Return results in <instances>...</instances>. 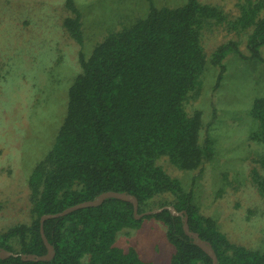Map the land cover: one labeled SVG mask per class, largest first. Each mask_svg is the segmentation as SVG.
<instances>
[{
    "label": "trees",
    "instance_id": "trees-1",
    "mask_svg": "<svg viewBox=\"0 0 264 264\" xmlns=\"http://www.w3.org/2000/svg\"><path fill=\"white\" fill-rule=\"evenodd\" d=\"M71 12L63 22L68 35L85 45L82 12L76 0H65ZM240 15L230 18L219 6L187 0L176 7L156 6L130 27L111 31L87 56L80 52L81 71L68 92V104L55 143L28 179L29 223L0 229V248L18 254L0 264H152L139 252L117 245L124 229H141L146 220L160 222L174 248L170 264H213L183 229L181 217L168 210L136 219L132 203L107 199L65 217L49 219L44 229L56 256L52 261H23L21 255L47 254L41 218L58 214L103 193L134 195L139 213L173 206L187 211L191 230L209 242L219 264H264V252L235 243L217 220L202 212L192 188L164 167L168 161L184 172L201 173L215 158V142L202 139L203 112L188 111L198 100L208 63L218 67L214 90L223 82L230 54L263 60L264 0L239 2ZM225 25L229 32L248 33L249 55L239 44L220 45L209 57L206 29ZM203 37V38H202ZM251 116L257 129L251 139L264 143V98ZM253 182L264 198V177L253 170ZM0 202V212L4 210Z\"/></svg>",
    "mask_w": 264,
    "mask_h": 264
},
{
    "label": "rangeland",
    "instance_id": "rangeland-1",
    "mask_svg": "<svg viewBox=\"0 0 264 264\" xmlns=\"http://www.w3.org/2000/svg\"><path fill=\"white\" fill-rule=\"evenodd\" d=\"M158 7H176L187 0H152ZM219 6L235 20L239 2L202 0ZM82 12L85 45L82 48L63 27L71 16L65 0H0V229L29 223L28 179L35 165L55 143L65 118L68 92L81 71L80 52L89 56L111 31L130 27L149 12V0H76ZM224 24L204 32L209 57L222 44L235 41L249 55L248 33L229 32ZM203 38V37H202ZM263 60L230 54L227 72L214 90L218 67L208 63L198 100L187 104L190 113L200 110L202 139L215 142V158L203 172L164 167L194 190L202 212L217 220L219 229L235 243L264 252V198L252 179L253 170L264 177V143L251 139L257 124L251 116L264 98ZM256 128V129H255ZM117 245L136 249L152 264H170L174 248L166 228L146 220L141 229H124Z\"/></svg>",
    "mask_w": 264,
    "mask_h": 264
},
{
    "label": "water",
    "instance_id": "water-1",
    "mask_svg": "<svg viewBox=\"0 0 264 264\" xmlns=\"http://www.w3.org/2000/svg\"><path fill=\"white\" fill-rule=\"evenodd\" d=\"M112 198L132 203L134 206L135 217L138 220L142 219L146 216L160 214L165 210H168L173 216L181 217L183 220V229H184L185 234L193 240L195 245L200 247L206 254L209 255V257L212 259L213 264H219L217 254H216L213 246L209 242L203 240L197 232H194L191 230V227L189 225V216H188L187 211L179 212L173 206H165V207L160 208V209H156V210H152V211H148L146 213L140 214L139 213V201L134 195H131L128 193H117V192L103 193L102 195H100L95 200L87 201V202L78 204L76 206L70 207V208L66 209L65 211L58 213V214H48V215L43 216L41 218V235H42V239L44 241V244L47 247L48 252L46 255H43V256H38V255H34V254H30V255L23 254V255H21L22 260L26 261V262H28V261L40 262V261H52L55 258V256H56L55 249L49 243L48 238L45 234L44 225H45V222L47 220L65 217V216H67V215H69L75 211H78L80 209H83V208L98 207L101 204H103L105 202V200L112 199ZM12 256L18 257L19 255L0 248V258L1 259H8Z\"/></svg>",
    "mask_w": 264,
    "mask_h": 264
}]
</instances>
